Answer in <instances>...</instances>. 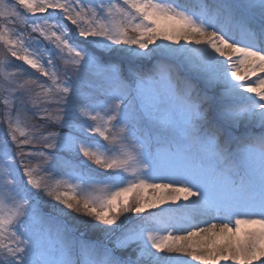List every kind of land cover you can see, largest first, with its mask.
<instances>
[{"label":"snow or ice","instance_id":"snow-or-ice-1","mask_svg":"<svg viewBox=\"0 0 264 264\" xmlns=\"http://www.w3.org/2000/svg\"><path fill=\"white\" fill-rule=\"evenodd\" d=\"M0 44V264H264V0H0Z\"/></svg>","mask_w":264,"mask_h":264},{"label":"rangeland","instance_id":"rangeland-1","mask_svg":"<svg viewBox=\"0 0 264 264\" xmlns=\"http://www.w3.org/2000/svg\"><path fill=\"white\" fill-rule=\"evenodd\" d=\"M13 2H14V0H13ZM21 11H23V10H21ZM25 15H27V14H25ZM9 27H12V26L10 25ZM25 31H27V30H25ZM33 35H35V34H33ZM5 55H6V50L3 46V44H0V58H3ZM17 63H19V62H17ZM5 131H6V128H5ZM101 143L103 144L104 142L101 141ZM129 199H132V194L129 195ZM165 255H167V254H165ZM171 255H179L180 258H182V259L191 260L190 256H186L184 254H171ZM192 264H195V262H192ZM221 264H231V262L230 261L229 262H223L222 261Z\"/></svg>","mask_w":264,"mask_h":264},{"label":"bare ground","instance_id":"bare-ground-1","mask_svg":"<svg viewBox=\"0 0 264 264\" xmlns=\"http://www.w3.org/2000/svg\"><path fill=\"white\" fill-rule=\"evenodd\" d=\"M186 2L194 4L196 2V0H186ZM258 75H264V74H258ZM253 79H255V77H253ZM148 195H151V192H149ZM165 207H167V206H165ZM173 207H175V206H173Z\"/></svg>","mask_w":264,"mask_h":264}]
</instances>
